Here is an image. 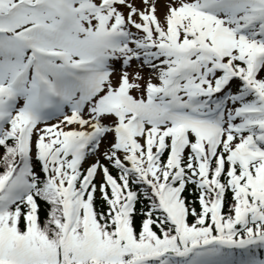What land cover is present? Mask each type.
<instances>
[{
  "label": "snow or ice",
  "instance_id": "1",
  "mask_svg": "<svg viewBox=\"0 0 264 264\" xmlns=\"http://www.w3.org/2000/svg\"><path fill=\"white\" fill-rule=\"evenodd\" d=\"M160 4L0 0V264H264V0Z\"/></svg>",
  "mask_w": 264,
  "mask_h": 264
},
{
  "label": "rangeland",
  "instance_id": "2",
  "mask_svg": "<svg viewBox=\"0 0 264 264\" xmlns=\"http://www.w3.org/2000/svg\"><path fill=\"white\" fill-rule=\"evenodd\" d=\"M166 3V0H161V4H160V10H161V12L163 11V8H164V4ZM133 71L134 70H136V68H135V65H133V69H132Z\"/></svg>",
  "mask_w": 264,
  "mask_h": 264
}]
</instances>
